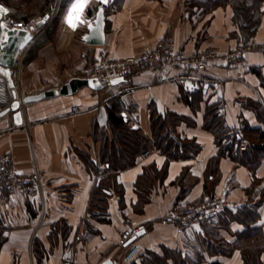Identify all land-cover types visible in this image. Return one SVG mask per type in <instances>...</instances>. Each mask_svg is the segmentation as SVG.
Returning <instances> with one entry per match:
<instances>
[{"label":"crops","instance_id":"1","mask_svg":"<svg viewBox=\"0 0 264 264\" xmlns=\"http://www.w3.org/2000/svg\"><path fill=\"white\" fill-rule=\"evenodd\" d=\"M9 1L0 0L9 21H0V41L5 25L30 28L50 14L20 54L18 69L7 73L0 65L15 99L90 77L94 60L123 61L164 39L189 53L264 45V0L253 33L232 0H71L63 9L51 0H12L14 12ZM100 8L106 41L90 45L83 37ZM182 74L171 68L159 80L157 70L136 68L103 89L84 86L0 113V155L13 154L20 174L40 177L30 190L0 198V264H264V142L253 140L264 132V49L247 50L236 67H208L201 75L216 80L215 89L185 93ZM129 89L138 107L134 129L148 146L134 165L114 173L107 202L93 206L106 176L102 152L115 135L109 107ZM215 109L225 132L239 128L252 142L248 151L235 157L232 142L223 136L218 142L209 123ZM157 118L168 120L167 134L183 136L182 148L172 149L176 157L155 144ZM142 178L149 181L145 191L138 187ZM219 195L234 206L214 224L181 229L166 220L171 210ZM124 221L145 232L122 242Z\"/></svg>","mask_w":264,"mask_h":264},{"label":"built area","instance_id":"2","mask_svg":"<svg viewBox=\"0 0 264 264\" xmlns=\"http://www.w3.org/2000/svg\"><path fill=\"white\" fill-rule=\"evenodd\" d=\"M0 21L9 22L7 14L0 9ZM257 47L253 45L240 46L228 53H220L215 49H202L195 53H189L184 46H179L171 40H161L153 50L142 53L139 56H131L123 61L94 60L91 64V74L95 82L108 86L118 80L129 77L134 69H155L158 71V79L163 80L166 71L171 68H180L183 74L178 78L182 90L188 94H196L206 90L215 89L218 83L214 79H207L201 75L208 67L214 64L236 67L242 65L247 50ZM264 49V47H258ZM17 65L12 70L16 71ZM8 78L0 76V113L9 108L14 102ZM114 101L121 108V116L131 128H138V107L132 91L126 90L118 93ZM243 103V100H239ZM226 103H221L219 112H223ZM168 138L173 142L174 149L182 148L183 137L176 131L169 133ZM223 141L235 144L233 156L238 157L241 152L248 151L252 142L242 136L239 128L228 130L223 135ZM104 172V171H103ZM40 182L38 174L25 176L18 172L13 154L0 155V198L9 199L19 190H30L32 186ZM117 199H121L118 195ZM227 195L211 197L199 204L187 205L181 209L171 210L166 220L176 224L181 229L195 225L214 224L226 214L227 209L233 207ZM136 229L129 221L123 222V228L119 234L122 242H126L136 236ZM71 261H68V264Z\"/></svg>","mask_w":264,"mask_h":264},{"label":"trees","instance_id":"3","mask_svg":"<svg viewBox=\"0 0 264 264\" xmlns=\"http://www.w3.org/2000/svg\"><path fill=\"white\" fill-rule=\"evenodd\" d=\"M221 1L223 0H217V2ZM249 1L250 0H232V3L238 9L243 19L242 22L246 24L245 27L248 29V31H250V33H253L260 21V18L257 16V14L259 12L261 0H252L251 3ZM213 3H216V1ZM211 115L213 117H211L209 120L210 128H212V130L216 133L218 142L221 143L222 136L225 132V129L222 126V119L218 116V114H216V109L215 111H211ZM109 120L115 135L111 142L110 140H107L102 152V162L104 163L106 169V176L102 178L94 191V197L92 198L93 206L103 205L105 202H107L109 196L105 190L110 188L109 184H111L113 181L114 173L118 170L126 169L134 165L138 155L141 154L148 146L146 142L147 137L141 131L127 126L123 117L121 116V108L117 101H113L109 107ZM167 121V119L162 121L161 118L153 119L155 144L161 147L162 150L169 152L171 157H176V153L172 152V149L174 148L173 142L168 138L167 133L170 130V125L167 123ZM241 134L244 138H247L244 133ZM249 137L252 138L251 135ZM253 140L257 142H264V132H260L258 134V138L253 137ZM231 145L235 148L234 144ZM261 146L263 147V145ZM261 146L258 148H262ZM255 149L258 150L257 148ZM146 179L147 178H142V181L138 182V187L141 188L140 191L143 189V191L148 189L149 181ZM252 249L254 250L255 248ZM143 264H163V262L161 260L158 262L155 260L149 262V260H147L144 261ZM245 264L258 263L257 261L250 260Z\"/></svg>","mask_w":264,"mask_h":264},{"label":"water","instance_id":"4","mask_svg":"<svg viewBox=\"0 0 264 264\" xmlns=\"http://www.w3.org/2000/svg\"><path fill=\"white\" fill-rule=\"evenodd\" d=\"M50 14H46L44 18L34 24L30 28L19 26H4L6 33L5 38L0 41V65L9 73L11 69L16 67L18 59L22 51L25 49L29 40L33 36V32L47 23ZM85 43L90 45H103L106 41V14L103 8L98 11L95 20L89 25V32L83 37ZM88 86L94 89H103L104 86L95 82L92 78L74 77L60 88L55 90L44 91L38 95H29L21 99H15L11 108L7 111L16 110L22 104L39 101L47 97L59 95H71L81 87ZM3 115V114H2ZM1 116V115H0ZM145 231H140L136 236L128 241L131 243L137 236L142 235Z\"/></svg>","mask_w":264,"mask_h":264},{"label":"rangeland","instance_id":"5","mask_svg":"<svg viewBox=\"0 0 264 264\" xmlns=\"http://www.w3.org/2000/svg\"><path fill=\"white\" fill-rule=\"evenodd\" d=\"M11 1L12 0H10L9 1V6H8V11H10V12H14L15 10V7H14V5H12L11 4ZM52 1V0H51ZM55 3V5H57V4H60L61 5V8L63 9V7H66L67 5H69L70 4V1L71 0H53ZM111 1L112 0H108V4L110 5V3H111ZM7 14V13H6ZM30 17H32V16H30ZM57 19H58V17L56 16V18H55V20H54V23L52 24V27H55L56 25H57ZM263 47H264V45H263ZM258 48V47H257ZM98 60V59H97ZM22 61H23V59H22ZM8 73V72H7ZM10 73V72H9ZM7 75L8 74H6V77H7ZM128 127H130L129 125H127ZM131 128V127H130ZM172 132V131H171ZM177 132V131H176ZM178 133V132H177ZM181 137H183L180 133H178ZM169 135V134H168ZM183 145H184V142H183Z\"/></svg>","mask_w":264,"mask_h":264}]
</instances>
